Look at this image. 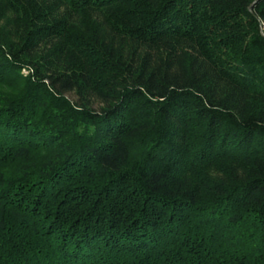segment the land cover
I'll use <instances>...</instances> for the list:
<instances>
[{"label":"trees","instance_id":"1","mask_svg":"<svg viewBox=\"0 0 264 264\" xmlns=\"http://www.w3.org/2000/svg\"><path fill=\"white\" fill-rule=\"evenodd\" d=\"M2 86L0 264H264V0H0Z\"/></svg>","mask_w":264,"mask_h":264},{"label":"rangeland","instance_id":"2","mask_svg":"<svg viewBox=\"0 0 264 264\" xmlns=\"http://www.w3.org/2000/svg\"><path fill=\"white\" fill-rule=\"evenodd\" d=\"M20 74L21 75H26L27 76V74H28V72L25 70V69H22L21 71H20ZM0 90L2 91V90H4V91H6L7 90V88L6 87H1L0 88ZM69 101H71V103H74V102H76V97L73 95V94H71V93H64L63 94ZM93 107H94V109H96L97 108V105L96 104H94L93 105Z\"/></svg>","mask_w":264,"mask_h":264}]
</instances>
